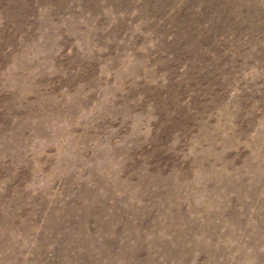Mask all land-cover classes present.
<instances>
[{
    "label": "rangeland",
    "instance_id": "obj_1",
    "mask_svg": "<svg viewBox=\"0 0 264 264\" xmlns=\"http://www.w3.org/2000/svg\"><path fill=\"white\" fill-rule=\"evenodd\" d=\"M0 264H264V0H0Z\"/></svg>",
    "mask_w": 264,
    "mask_h": 264
}]
</instances>
